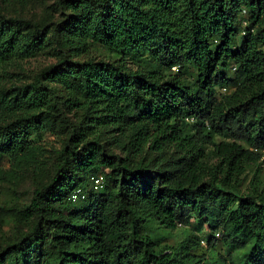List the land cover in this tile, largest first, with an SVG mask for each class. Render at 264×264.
Masks as SVG:
<instances>
[{
  "label": "trees",
  "instance_id": "1",
  "mask_svg": "<svg viewBox=\"0 0 264 264\" xmlns=\"http://www.w3.org/2000/svg\"><path fill=\"white\" fill-rule=\"evenodd\" d=\"M58 3L70 11L59 24L0 14V73L46 49L60 57L37 86H0V155L42 175L33 135L69 133L0 264H264V190H240L264 160V0ZM168 141L179 157L151 158ZM78 187L87 197L73 201ZM193 220L213 255L193 253L197 235L157 249V232Z\"/></svg>",
  "mask_w": 264,
  "mask_h": 264
},
{
  "label": "rangeland",
  "instance_id": "2",
  "mask_svg": "<svg viewBox=\"0 0 264 264\" xmlns=\"http://www.w3.org/2000/svg\"><path fill=\"white\" fill-rule=\"evenodd\" d=\"M59 0H0V14L6 16L22 17L30 19L39 26L47 24H59L68 16L69 10L62 9L59 6ZM247 13L241 11L238 15L240 26L245 27ZM91 54L94 58H103L108 52L100 46H91ZM71 60H76L75 57H68ZM60 62V57L49 49L37 53L31 57H25L12 60L4 67L0 73V86L6 88H24L27 85L37 86V77H41L42 73L50 70L52 65ZM177 68L174 67L173 70ZM44 82L45 79H43ZM219 94H225L231 91V88H220ZM56 93L59 96H67L63 87L57 86ZM80 115L77 108L64 109L63 116L72 121H76ZM60 124V117L57 116ZM69 136L68 130H62L61 125H57L56 130H45L33 135V139L40 150L36 156V161L40 163L41 173L34 171L31 164H23L21 168L14 166L8 156L0 155V250H3L8 244L14 242L18 235L20 222L26 220L29 224L31 219L25 217V209L30 206L34 191L37 186L42 184V180H49L53 174L55 164L58 159V152L64 146L65 139ZM217 139H221L217 137ZM105 149L109 153L120 154L121 150L116 147H111L107 143ZM207 151L211 150L208 145ZM151 158H157L161 155L165 156L162 160H175L179 157L180 152L174 143L166 142L162 152L151 151ZM215 161V160H212ZM110 171L109 168L104 169L102 174L106 175ZM242 185L240 190L243 193H248L254 190L256 183L258 190H264V160L251 162L247 165L245 172L241 175ZM258 181V185H257ZM252 182L254 183L252 185ZM106 185V182L104 183ZM103 185V188L105 186ZM102 188V189H103ZM83 203H78L76 206H81ZM206 227V226H205ZM206 228L204 229V231ZM198 232L195 229V222L190 226L180 225L176 229H161L156 234L157 249L176 248L191 237L199 236L201 246L199 245L193 250L197 256H211L214 253L208 249L206 240H203L205 232ZM220 254L226 255V248H219Z\"/></svg>",
  "mask_w": 264,
  "mask_h": 264
},
{
  "label": "built area",
  "instance_id": "3",
  "mask_svg": "<svg viewBox=\"0 0 264 264\" xmlns=\"http://www.w3.org/2000/svg\"><path fill=\"white\" fill-rule=\"evenodd\" d=\"M262 152H264V149H262ZM91 181L94 189L96 190L100 189L104 184L105 176L104 174H100L98 176H92ZM86 197H87V193L81 187H78L73 191L71 199L73 201H77V200H83Z\"/></svg>",
  "mask_w": 264,
  "mask_h": 264
}]
</instances>
